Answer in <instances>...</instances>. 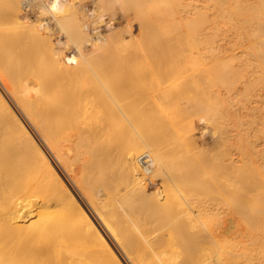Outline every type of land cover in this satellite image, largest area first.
I'll return each instance as SVG.
<instances>
[{
    "label": "bare ground",
    "instance_id": "1",
    "mask_svg": "<svg viewBox=\"0 0 264 264\" xmlns=\"http://www.w3.org/2000/svg\"><path fill=\"white\" fill-rule=\"evenodd\" d=\"M53 3L0 0V264H264V0Z\"/></svg>",
    "mask_w": 264,
    "mask_h": 264
},
{
    "label": "built area",
    "instance_id": "2",
    "mask_svg": "<svg viewBox=\"0 0 264 264\" xmlns=\"http://www.w3.org/2000/svg\"><path fill=\"white\" fill-rule=\"evenodd\" d=\"M149 157L144 153L137 157V163L139 164V167L144 170L147 167H149Z\"/></svg>",
    "mask_w": 264,
    "mask_h": 264
},
{
    "label": "rangeland",
    "instance_id": "3",
    "mask_svg": "<svg viewBox=\"0 0 264 264\" xmlns=\"http://www.w3.org/2000/svg\"><path fill=\"white\" fill-rule=\"evenodd\" d=\"M142 170V169H141ZM144 170H151L150 168L149 169H144ZM115 172V171H114ZM115 175V174H114ZM111 176H113V175H111ZM115 177V176H114ZM161 185V183L160 182H154L153 184H152V186H153V188L154 187H156V186H160ZM84 206V205H83ZM86 207V206H85ZM90 211V210H89ZM156 213H154V214H151V217L150 218H155V217H158V216H160L161 217V214H157V216L155 215ZM148 217H149V215H147ZM182 254H179V256H177V261L179 262V258H185V255H183V256H181ZM122 257V256H121ZM179 257V258H178ZM182 260V259H181ZM185 260V259H184ZM184 260H182V262L184 261ZM181 262V261H180Z\"/></svg>",
    "mask_w": 264,
    "mask_h": 264
},
{
    "label": "clouds",
    "instance_id": "4",
    "mask_svg": "<svg viewBox=\"0 0 264 264\" xmlns=\"http://www.w3.org/2000/svg\"><path fill=\"white\" fill-rule=\"evenodd\" d=\"M59 5V0H54V3L52 4L51 10L53 12H58V11H62L58 8Z\"/></svg>",
    "mask_w": 264,
    "mask_h": 264
}]
</instances>
